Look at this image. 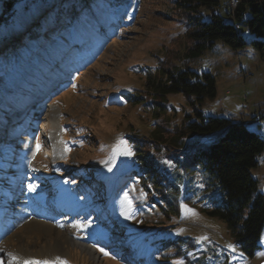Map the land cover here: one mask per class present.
Segmentation results:
<instances>
[{"label": "rangeland", "instance_id": "obj_1", "mask_svg": "<svg viewBox=\"0 0 264 264\" xmlns=\"http://www.w3.org/2000/svg\"><path fill=\"white\" fill-rule=\"evenodd\" d=\"M215 1L211 7H194L183 0H0L1 40L16 38L24 27L23 34L27 33L22 48L0 56V151L9 156L0 166L4 214L0 230H7L0 235V264H125L123 259L135 264L129 260L132 250L137 258L144 256L138 264L180 260L184 264H264L260 238L252 257L226 248L235 245L231 231L203 211L209 206L203 191L206 175L193 163L182 167L178 163L182 157L169 152L172 149L165 143L176 127L188 122L186 117L194 119L195 112L244 124L264 138V51L253 46L256 38L243 20L235 22L230 16V0ZM212 14L234 25L241 47L218 40L198 53L197 41L188 32L197 21L209 22ZM31 24L36 28L29 29ZM56 64L62 67L57 77L72 82L53 101L51 119L59 136H64L54 157L48 114L35 122L32 130L38 133L30 136V145L23 137L17 141L14 122L19 112V117L26 113L27 101L51 85L53 79L48 77ZM180 71L210 74L215 96L196 103L194 96L179 92L157 103L147 86L165 85ZM46 78V84L20 101L28 86ZM157 129L163 133L162 143L154 140ZM121 141L131 148L132 156L118 151ZM38 142L40 152L34 147ZM29 149L30 158L22 166L30 165L37 172L21 175L25 171L21 170L17 175V157ZM257 163L250 174L264 194V152ZM148 169L156 172V193L148 196L147 185L123 181L132 180L131 175L141 178ZM67 179L74 181L71 192L81 204L69 192ZM30 184L37 185L35 191H29ZM63 188L59 198H65L66 191L68 196L61 207L54 202ZM125 193L132 202L131 218L123 215L128 210ZM38 196L46 198L43 206L34 202ZM5 201L13 205L11 209ZM21 201L27 206H18ZM182 205L196 215L186 213ZM93 207L105 211L109 219L101 224L99 218L93 220L89 214ZM57 209L59 215L54 213ZM70 234L85 241L100 236L96 242L103 241L98 244L103 248L95 251L96 259L72 246L70 238L82 241ZM204 236L208 239L198 243L197 237ZM53 249L64 254H47Z\"/></svg>", "mask_w": 264, "mask_h": 264}, {"label": "trees", "instance_id": "obj_2", "mask_svg": "<svg viewBox=\"0 0 264 264\" xmlns=\"http://www.w3.org/2000/svg\"><path fill=\"white\" fill-rule=\"evenodd\" d=\"M183 3L193 4L194 7H211L217 4L215 0H183ZM229 14L235 22L243 20L256 38L253 46L263 53L264 0H237L236 7L230 8ZM245 14H248L246 19ZM25 28L14 39H4L5 42L0 38V56L11 48L23 47L22 39H27V33L23 34L26 32ZM28 28L33 30L36 24H31ZM188 36L197 41L196 45L200 48L198 53L205 45L210 47L218 40L232 48L243 45L234 25L213 14L209 22H195ZM37 86L38 83H35L33 87ZM147 87L148 91L155 94L153 98L157 103L164 102L165 95L179 92L194 96L196 103L215 96V81L208 73L197 75L180 71L171 75L165 85ZM186 118L188 122L176 127L175 132L165 138V143L172 149L169 152H173L177 158L182 157V161L177 160L182 167H186L187 163L200 166L201 172L206 175L203 191L209 204L203 209L204 213L222 221L231 231L238 251L246 257H252L264 228V194L258 191L257 181L252 178L250 170L257 167V158L264 152V138L249 131L244 124H232L223 118L204 117L200 112L194 113L193 120L189 116ZM156 132L155 136L152 134L156 137L154 140L162 143V131L157 129ZM135 165L140 171V163ZM147 172L156 173L148 169L141 178L131 175L132 180L126 178L123 181L147 185L149 196L158 192L159 181L154 174L149 177ZM122 188L119 187V190ZM163 190L169 192L168 197L171 195L170 191Z\"/></svg>", "mask_w": 264, "mask_h": 264}, {"label": "snow or ice", "instance_id": "obj_3", "mask_svg": "<svg viewBox=\"0 0 264 264\" xmlns=\"http://www.w3.org/2000/svg\"><path fill=\"white\" fill-rule=\"evenodd\" d=\"M39 145H37V150L39 149ZM118 151L121 152L122 155H125V156H132L133 153L131 151V148L127 145V143L125 141H121L120 142V145L118 146ZM165 163H169V161H165ZM171 166V165H170ZM109 171H111V168H109ZM70 181H65V183H69ZM71 182H74V181H71ZM201 187H203V185H201ZM37 188V185L35 184H30L29 185V191H35ZM127 205H128V210H126L123 215L125 216V218H131L130 216V210L132 208V202L131 200L129 199L127 193H125V197H124ZM182 208L183 210L188 213V214H191L193 216L196 215V212L194 209H191L189 208L187 205H182ZM245 216H247V213H245ZM208 237L204 236V237H197V242H201L203 240H207ZM260 243L261 244H264V235H261L260 236ZM226 248L229 249L230 251H232L233 253H235L237 251V248L235 245L233 244H227L226 245ZM0 251H2V249H0ZM101 251H103V249H101ZM105 255H107V253H105ZM189 255H192L191 253H189ZM242 255V253H241ZM259 255L261 256H264V252H260ZM25 264H33V262H25ZM174 264H184L183 260H180V261H175Z\"/></svg>", "mask_w": 264, "mask_h": 264}, {"label": "bare ground", "instance_id": "obj_4", "mask_svg": "<svg viewBox=\"0 0 264 264\" xmlns=\"http://www.w3.org/2000/svg\"><path fill=\"white\" fill-rule=\"evenodd\" d=\"M230 2H231V8L232 9H234L235 7H236V4H237V1H236V4H235V1L234 0H230ZM65 88V85H62L61 83H59V85H57V88H56V91H59V90H62V89H64ZM50 98V97H49ZM30 106H31V104H30ZM54 111V110H53ZM20 113V112H19ZM36 113V112H35ZM53 122H54V119H53ZM52 122V123H53ZM15 124H17V123H19V121H16V122H14ZM21 129H23V127L21 128ZM53 148H55V149H57V142L55 143V145L53 146ZM18 169H20L19 171H18V173H20L21 172V170H25V171H30L31 173H34L36 170H34V168H32V167H26V168H22V166L21 165H19V167H18ZM66 195V194H65ZM63 195H61V197H62ZM5 232V231H4ZM76 239V238H75ZM96 239H98V238H96ZM68 240V239H67ZM69 241V243L72 245V246H74V247H76V248H78L79 250H81V251H83L84 253H86L89 257H90V259H92V260H95L96 259V255H95V251L93 250V248H92V246H90L88 243V245L86 244V242L85 243H83L84 241H82V243H76V242H73L72 240H71V238H70V240H68ZM78 241H80V240H78ZM71 246V247H72ZM55 249H53L52 251H48V253L47 254H54V253H56L55 255H59V256H61L62 254H64L63 253V251L61 252V253H58V252H56V251H54ZM23 254H25V253H23ZM64 256V255H63Z\"/></svg>", "mask_w": 264, "mask_h": 264}, {"label": "built area", "instance_id": "obj_5", "mask_svg": "<svg viewBox=\"0 0 264 264\" xmlns=\"http://www.w3.org/2000/svg\"><path fill=\"white\" fill-rule=\"evenodd\" d=\"M234 1H235V4H236V1H237V0H234Z\"/></svg>", "mask_w": 264, "mask_h": 264}]
</instances>
